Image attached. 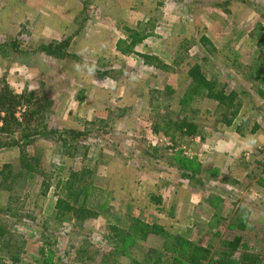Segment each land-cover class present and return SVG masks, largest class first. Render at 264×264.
Masks as SVG:
<instances>
[{
    "label": "rangeland",
    "instance_id": "1",
    "mask_svg": "<svg viewBox=\"0 0 264 264\" xmlns=\"http://www.w3.org/2000/svg\"><path fill=\"white\" fill-rule=\"evenodd\" d=\"M135 32L150 34L135 52H121L124 43L117 41ZM261 38L264 0H0V89L6 83L16 93L28 89L43 97L44 119L32 120L28 129L38 122L57 129L0 151V166L16 164L20 150L37 155L52 181L45 196H37L39 175L27 198L0 196V244L9 240L16 257L7 263L35 264L43 249L38 264L57 257L68 264H131V255L140 260L159 248L160 239H126L114 249L109 227L128 229L130 213L211 248L241 235V249L264 264V187L257 183L264 177L257 163L264 145V95L258 91L264 87L247 74L264 51ZM41 44L57 45L67 56L56 59ZM140 53L166 67L144 65ZM179 54L184 60L175 64ZM189 61L237 91L240 113L231 126L216 124L215 103L204 99L193 116L196 136L153 133L167 111H179ZM15 116L23 123L28 118L24 108ZM234 124L243 125L242 135ZM68 129L82 133L74 137L76 148L67 149L70 156L60 140ZM18 135L0 131V141ZM178 157L198 163L192 179L181 174ZM83 168L92 171V184L101 190L93 194L95 203L104 211L56 218L55 177ZM18 213L34 220L18 219ZM237 217L247 221L245 230H229Z\"/></svg>",
    "mask_w": 264,
    "mask_h": 264
},
{
    "label": "trees",
    "instance_id": "2",
    "mask_svg": "<svg viewBox=\"0 0 264 264\" xmlns=\"http://www.w3.org/2000/svg\"><path fill=\"white\" fill-rule=\"evenodd\" d=\"M241 1L248 2V0ZM149 34L148 32L144 34L135 32L129 39L118 40V46L124 43V47H119V50L123 53L135 52L133 51L134 46L149 36ZM263 39L261 38L258 41L259 44ZM40 48L46 54L56 59H62L67 56L64 51L58 49L57 45L41 44ZM138 55L141 57L144 65H154L155 68L166 67V64L157 56L142 53ZM180 55L178 56L179 61H174L175 64L183 62L184 59ZM257 61L260 63H256ZM257 61L248 66V72H246L247 74L251 73V76L256 78L264 87V51ZM185 64L186 82L177 100L179 111L175 116H172L171 112L167 111L165 116L160 118V121L154 123L152 132H161L163 135L171 137L178 135L180 138L196 136L198 133V124L193 116L198 112L196 105L204 99L215 103L214 121L216 124L224 126L233 125L242 107V100L237 91L234 89L227 91L220 81L216 77L208 75L198 62L189 61L188 63L185 62ZM258 92L264 95L263 89H260ZM171 98L169 96V99ZM45 102L46 100L43 97L35 95L32 90L24 89L22 92L16 93L8 84L5 83L2 86L0 89V131L6 136L18 133L19 135L16 140L13 139L8 142L0 141V151L5 147L18 146L21 144L19 142L27 144L36 135H52L57 133V129H47L46 123L39 122L35 129H31V131L28 129L32 120L44 119ZM22 108H24L25 115L28 116L25 123L19 121L15 116L17 110ZM234 128L238 134H243L242 124H234ZM66 131L65 134H62L60 140L66 150V154L70 156L71 153L67 149L76 148L74 143L76 139L74 137L76 134L82 133L72 129ZM85 152H87V149H85L84 154ZM259 153L261 154V158L257 163L261 166V172L264 173V145L261 147ZM177 159L183 168L181 174L184 177L192 179L199 172V165L194 160L186 157H178ZM44 172L45 170L41 168L40 158L37 155L26 154L20 150L16 164L4 163L0 166V196L8 193L6 197L8 202H11L13 199H19L20 197L27 198L29 196L31 182L37 175L40 176L41 181L40 191L37 196L47 195L52 186V181L48 179L49 177ZM91 175V170L83 168L80 170L70 169L67 175L58 174L55 177L53 187L54 192L57 194L54 205V216L56 218L65 215L76 219L89 218L104 211L103 205L95 203L94 195L99 191L101 192V190L92 184ZM257 183L264 187V177L259 176ZM154 198L155 202L160 201L158 196ZM89 202L91 203V207L87 206ZM212 216L214 218L217 214L213 213ZM20 218L34 220V217L30 215L18 213V219ZM126 219L129 223L127 226L128 229L117 227L116 225H110L109 227L111 233L108 238L114 244V249L119 248L126 239L144 242L149 235L157 236L160 239L159 248H151L148 253L145 252L143 254L140 260H136L135 256L131 255V264H259L260 258L258 255L241 249L243 244L241 235H234L230 239L222 238L217 247L214 246L211 248L209 244L204 246L196 243L190 240L185 234L180 232L172 233L161 224L145 221L140 217L132 216L130 213H127ZM233 220L232 223L229 222V230H245L247 221L244 218L239 219L237 217L233 218ZM3 234V231H0V235L2 236ZM8 243L9 240L2 239V243L0 244V264H8V260L16 258L12 251L9 250ZM4 248H7V250H4ZM235 253H238V258L234 257ZM85 258L88 261L92 260L91 256ZM44 260L43 249H40V258H34V263H42ZM81 262L83 263V261ZM45 263L68 264L63 263L61 257H57L54 261H45Z\"/></svg>",
    "mask_w": 264,
    "mask_h": 264
}]
</instances>
